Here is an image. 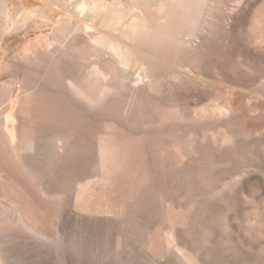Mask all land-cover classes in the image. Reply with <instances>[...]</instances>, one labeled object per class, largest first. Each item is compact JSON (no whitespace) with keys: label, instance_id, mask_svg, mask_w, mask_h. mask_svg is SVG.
Instances as JSON below:
<instances>
[{"label":"rangeland","instance_id":"1","mask_svg":"<svg viewBox=\"0 0 264 264\" xmlns=\"http://www.w3.org/2000/svg\"><path fill=\"white\" fill-rule=\"evenodd\" d=\"M80 1L82 2L0 0V176L5 180L0 177L4 181L0 180V207L11 211L10 214L0 212V215H3L0 216V248H9L10 245L9 254L14 256L13 260H19V264H264V172L260 169V166L264 165V143L257 146L245 142L226 148L227 150L203 148L204 151L202 149L201 153L192 156L182 168L178 160L172 158L170 161L171 158L162 143L163 136L148 133L154 129L148 128L154 125L152 118L161 109V97L150 94V98L149 94L143 92L129 95L120 87L117 62L108 57L104 58L86 34L72 30V25L67 21V15L73 14L76 3ZM104 1L111 3L113 0ZM160 1L154 0L155 6L152 8L142 3L140 10H127V13H134L138 17L142 11L151 9V12L147 11V15L158 17L161 14L160 7L161 10H169L160 6ZM208 3L210 5L206 11L212 15L207 19V26L215 21L220 22L224 38H221L218 45H209V48L207 45L193 47L188 53L175 50L174 58L184 61L186 65L193 64L194 67L191 68L195 73H200L211 60L213 62L219 57L221 60L229 57L232 62L243 61L252 66L258 55L264 53L261 47L264 46L261 41H264V0H208ZM125 6L128 9L130 4ZM88 17L92 18L93 15ZM207 26L203 29L204 34L207 32L206 39H212L210 35L213 31L208 29L212 26ZM232 28L233 31L229 32ZM51 39L57 40L52 45V49L57 51L56 55H52L44 47L45 42ZM211 47L218 48L212 51ZM218 49H222L224 55L219 53ZM217 51L219 57H212L210 53L216 54ZM50 59L52 65L48 72L44 73ZM204 59L205 61H202ZM94 64L108 74L107 82L112 90L106 100L108 105L102 108L103 110L99 109L102 111L96 119L87 115V97L74 93L75 91L66 85L67 81H71L77 87ZM249 71L246 69L245 73L248 74ZM24 90H28L27 97L23 95ZM180 91L183 92H180V97H176V105L184 106L183 99L189 100L190 95L185 97L186 90ZM25 98L30 100L29 107L51 98L56 101L61 112L69 109L78 119L73 123L77 128L72 130V133L64 132L58 127V124L64 126V123L57 122L54 126L63 132L58 137H54L50 132L52 130L46 128L47 126L46 130L40 129L41 131L32 134L35 139L47 143L62 137L59 150L58 147L56 150L50 148V153L45 155L43 166L39 169L30 167L28 162L23 166L20 157L3 149V139L6 137L3 129L5 115L11 110V106H15L13 113L17 111L15 116L18 123L28 128V131L40 125L41 128L44 127L42 121L35 119L34 114L31 115L32 111L27 113L21 109ZM154 98L159 102H155ZM214 98L218 99L217 102H222L219 100L221 96ZM108 122H118L116 124L119 128L132 127L138 133L145 134L140 146L147 182L133 201L123 203L127 212L124 211L111 223L101 226L103 229L97 227V224L91 226L80 221H64L59 216L62 202L71 197L81 179L93 175L95 164L92 165V160H96V157L92 152L96 148L98 133L104 131L102 124ZM70 141L75 143L71 144ZM260 161H263L262 164ZM19 186L21 189H18ZM22 190L23 194L31 191L26 195L32 202L28 198L26 200ZM38 193L39 196L45 193L47 197L42 198V194L40 198ZM34 195L37 197H33ZM14 196L17 197L16 200ZM19 198H22L23 202ZM13 199L19 200L18 203ZM15 205L18 208L15 209ZM35 205L38 209H35ZM21 210L28 224L48 236L53 235L55 239L52 236L50 240L59 242L58 246L51 242L42 245L41 249L38 245L35 251L33 240L28 236L29 232L17 224L11 214L17 215L18 212L22 213ZM145 224H150L151 227ZM154 226L156 228H153ZM168 229L172 230L174 238L170 257H167L161 246L163 233ZM57 230L62 236L55 235ZM5 236L9 239L3 240ZM118 238L123 245L119 251L114 246ZM25 243L27 246L31 245V250L29 246L26 248ZM34 251L38 253H32ZM16 252L20 258H17Z\"/></svg>","mask_w":264,"mask_h":264},{"label":"bare ground","instance_id":"2","mask_svg":"<svg viewBox=\"0 0 264 264\" xmlns=\"http://www.w3.org/2000/svg\"><path fill=\"white\" fill-rule=\"evenodd\" d=\"M153 1L154 0H113L111 3H106L104 0H82V2L76 3L73 14L69 13L67 15V21L72 25V30L86 34L92 41L94 47L103 54L104 58L108 57L117 62L118 69L120 70V87L124 91L128 92L129 95H136L143 92L147 93V95L149 94L148 97L150 98V94L162 98L159 97L162 103L154 98L155 102L157 101L161 104V109L159 108L160 111L158 114L155 113L157 114V118L154 114L153 118L151 116L152 114L149 116V120L152 118L151 122L154 125L148 129H154H151L148 133L149 135L163 136L164 140L162 143L164 144L165 150L168 152V157L171 158L170 161H172V158L178 160L181 165L180 168L187 165L192 156L201 153L203 148L207 149L208 147L214 150H225L226 148L234 147L237 144L245 142L257 146L262 145L264 143V53L262 52L260 55L256 53L258 58L255 59L256 61L250 66L243 61L239 63L233 61L236 62L235 64L229 57L221 60L222 58L220 59L218 56V51H220L219 53H223V50L218 49L216 52L217 55L215 53L210 54L212 57L213 55L216 57L218 56L219 59L215 60L216 62L213 61L215 63L211 60L208 65L204 64L207 65L205 69L202 68L203 71L195 73L191 68V66L194 67L193 64L190 66L189 64L191 63L187 62V64H189L186 65L183 63L184 61L182 62L180 59L177 60L174 58L173 53L175 50L188 53L190 52L188 50L194 49L193 47H206V45L209 48V45L216 46L219 44V41L222 40L221 38L224 36V33L222 27L219 25L220 22L215 23V21L211 23L212 25L208 24L209 27L212 26L210 28L207 26V19L212 15L210 12L206 11L210 5L208 0H161L160 6H165L169 10H161L160 7L159 11L161 14L158 17H150L147 15V11L151 12V9L142 11L139 13L138 17L135 16L134 13H127V10H140V4L142 3L152 8L155 6ZM124 2L128 5L130 4L128 9H126L127 7ZM151 2H153V4H151ZM89 15H93V17L89 18ZM206 26L208 29H211L210 31H213L210 35V37H213L212 39H206L207 32L204 34L203 30ZM231 31H233V28L229 32ZM112 36L113 38H111ZM263 37L264 36H262V39ZM56 41L55 39H51L44 44L45 49L52 53V55L57 54V51L52 49V45ZM261 41L264 42L263 40ZM261 47L264 51V46ZM217 48L215 47L211 50L213 51ZM52 59L48 60L47 64L45 63L46 68L44 73L48 72L51 67ZM202 61H205V59ZM246 69L250 70V73H245ZM199 70L200 69H198V71ZM107 81L108 74H106L100 66L94 64L77 87L71 83V81H67L66 85L75 91L74 93L87 97V115L92 118L95 117L94 119H96V117H99V112L108 105L106 100L109 99L112 93ZM180 90H186L184 91L185 97L190 95L188 97L189 100L183 99L185 100L184 106L176 105L178 100L176 97H180L183 92ZM23 93V95L27 97L28 90H24ZM29 96L30 95H28V97ZM214 96H221L219 100H222V102H217L218 99L214 98ZM150 98H148L149 102ZM190 99L195 100L190 101ZM29 102L30 100L25 98L21 105V109L27 113L32 111L33 113L31 115L34 114L35 119L42 121L44 127L41 128L42 125H40L28 131V128L26 129L18 123L16 119L17 116H15V112L17 111L13 113L15 106H11V110L5 115V125L3 129L6 137L3 139L5 140L3 149L11 152L18 158L20 157L23 166L28 162L31 165L30 167L39 169L43 166V158L50 151V148L51 150H56V147H58L59 150L61 144L60 139L62 137L60 139L57 138L56 141L51 140L47 143L35 139V137H32V134L40 129H45L47 126L46 128L52 130L50 131L51 134L54 137H58L63 132L54 126L57 122L64 123V126L58 124V127L62 128L64 132L72 133V130L77 128L73 123L77 122L78 119L69 109H65L64 112H61L58 109L56 101L51 100V98L43 100L39 105L31 104L30 107L28 106ZM196 103L198 105H195ZM104 113L106 115V112ZM116 123L108 122L102 124L104 131L103 133H98L99 136L97 137L96 148L93 146L94 150L91 149L93 150V152H91L94 154V157H96V160H92V165L95 164V169H92L93 175L87 178L84 177L80 182H78L79 179H77L78 183L74 189L75 192L71 194L69 199L66 198V200L62 202V210L61 213L59 212L60 219L62 218L64 221H78V223L80 221V223L84 222V224L90 225L97 224V227L104 226L118 218L124 211L127 212L123 203L133 201L143 190V185L147 182V177L143 169V156L141 153L140 141L145 134L138 133L132 127L119 128ZM100 127L102 128L101 125ZM74 143L72 142L71 144ZM249 144L247 145L250 146ZM10 155L11 154H9V156ZM21 160H19V162ZM260 169L264 172L263 164L260 166ZM2 179L4 180V178ZM11 182L13 183V181ZM1 184L0 182V185ZM15 184H17L16 181ZM18 184H20V182ZM15 187H17V185ZM19 188L20 186L18 189ZM42 190L47 189L45 188ZM23 192L22 190V194ZM28 192L31 191L28 190ZM26 194H23V196ZM39 194L40 193H38V196ZM42 194L44 195L42 198L47 197L45 193ZM42 194L39 196L40 198L43 196ZM15 196L14 198L16 200L17 197ZM26 196V200L27 198L30 200L28 195ZM33 197L37 196L34 195ZM21 199L19 198V200L23 202ZM33 199L35 200V198ZM18 201H15V203H18ZM7 202L8 201H6V203ZM10 202L12 204L11 200ZM36 207L35 205V209H38ZM42 207L43 206H40V208ZM16 208L18 207L15 205V209ZM10 209L13 210L12 208ZM3 211L8 214L11 212L10 210H5L4 207H0V212ZM29 211L31 212V210ZM37 211L39 212V210ZM22 213L18 212L17 215L14 213L11 214L15 218L17 224H20L29 232L28 236H31V238H29L33 240L31 241L32 245L35 246V248L33 247L35 251L38 245L41 249L42 245L51 242L58 246L59 242L50 240V237L53 235L48 236L37 230L31 224H28V221H25L26 217L24 213ZM14 218H12V220H14ZM150 224L147 225L150 226ZM155 225L159 226V224ZM70 226L68 225V227ZM55 227L58 228V226ZM78 227L81 226H77V228ZM101 228L103 229L104 227ZM153 228H156V226ZM75 230L77 229L75 228ZM3 231H5V229ZM0 233L2 234L1 231ZM6 234L7 233H5V235ZM55 235L57 237L61 235L60 231L58 233L57 230ZM6 237L7 236H5L3 240L9 239ZM8 237L11 238L12 236ZM0 239L2 240V237ZM25 244H23V246ZM121 244V240L118 238L116 245H114L117 251L122 249L121 246L123 245ZM173 244L174 238L172 230L168 229L164 231L161 240L162 250L167 257L171 256ZM21 246L22 245H20V247ZM25 246L27 248L29 245L27 246L26 244ZM30 247L31 245L28 247L31 250ZM47 247H49V245H47ZM9 248H0V264H19L17 263L19 260H13L12 258L14 256H10ZM35 251L32 253H38ZM118 254L120 253L118 252ZM17 258H20L18 253Z\"/></svg>","mask_w":264,"mask_h":264}]
</instances>
